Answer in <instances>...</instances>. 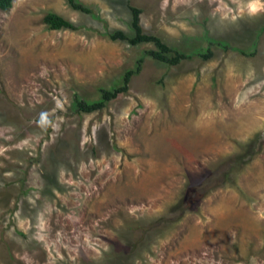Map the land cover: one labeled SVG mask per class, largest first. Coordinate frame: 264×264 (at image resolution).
<instances>
[{
	"label": "rangeland",
	"instance_id": "1",
	"mask_svg": "<svg viewBox=\"0 0 264 264\" xmlns=\"http://www.w3.org/2000/svg\"><path fill=\"white\" fill-rule=\"evenodd\" d=\"M78 1L96 16L0 9V264H264V0ZM129 5L143 31L213 56L168 66L109 39L133 33ZM127 69V91L74 110Z\"/></svg>",
	"mask_w": 264,
	"mask_h": 264
},
{
	"label": "trees",
	"instance_id": "2",
	"mask_svg": "<svg viewBox=\"0 0 264 264\" xmlns=\"http://www.w3.org/2000/svg\"><path fill=\"white\" fill-rule=\"evenodd\" d=\"M13 0H0V9L1 10H7L10 8ZM68 5L74 9L78 10L87 14H90L92 16H96L93 12V10L85 6L82 2L78 0H66ZM130 13H131V21H130V27L132 29V34H127L121 29H116L112 32L105 33L106 36L111 40H121L126 41L127 43L131 45H138L140 43H152L154 48L147 50V54L154 60L166 64L168 66H174L178 65L180 62H182L185 59L191 58L193 55L199 56L203 60H208L213 56V52L209 47H206L204 49H196L191 52H185L182 51L174 46L169 45L165 41H163L158 35L149 33L146 31H143L141 27V13L142 10L139 7H136L134 5H129ZM43 22L47 25L50 29H61V28H69V29H75L76 26L70 22L69 20L65 19L61 15L54 13V12H47L43 16ZM208 42L211 44L218 45L222 49H229L230 46L220 40H214L211 38H207ZM236 49V48H231ZM242 54L251 56L255 54V49L252 50H243L238 49ZM133 74V69H127L123 77L121 79V83L112 87V88H100L99 89V97L97 99L88 100L82 97H79L78 95H75L73 107L74 110L77 113H91L97 110H100L106 106V104L117 97L118 94L123 93L127 91L128 89V83L130 80L131 75ZM253 147H248L246 150L247 154L245 155L252 156ZM244 154H238L232 158V161L226 160L222 162L220 166L224 167V178L229 177V168L232 163L237 162H245L243 159ZM231 169V168H230ZM205 178V177H204ZM208 178V177H207ZM204 180H207L206 178ZM200 185V183H199Z\"/></svg>",
	"mask_w": 264,
	"mask_h": 264
}]
</instances>
